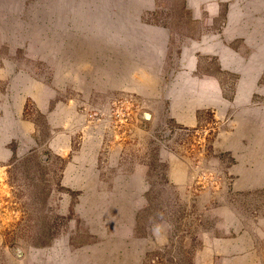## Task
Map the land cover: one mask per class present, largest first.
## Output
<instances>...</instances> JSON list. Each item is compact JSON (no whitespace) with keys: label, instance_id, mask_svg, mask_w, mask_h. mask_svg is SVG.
I'll list each match as a JSON object with an SVG mask.
<instances>
[{"label":"rangeland","instance_id":"1","mask_svg":"<svg viewBox=\"0 0 264 264\" xmlns=\"http://www.w3.org/2000/svg\"><path fill=\"white\" fill-rule=\"evenodd\" d=\"M211 79L219 108L175 123ZM207 237L264 264V0H0V264H197Z\"/></svg>","mask_w":264,"mask_h":264},{"label":"crops","instance_id":"2","mask_svg":"<svg viewBox=\"0 0 264 264\" xmlns=\"http://www.w3.org/2000/svg\"><path fill=\"white\" fill-rule=\"evenodd\" d=\"M197 87H199L197 89ZM195 88V92L192 95L191 102L185 103V107L183 110H185V113H179L176 110H173V113L171 115V118L175 121V123L186 126V127H195L197 125V113L199 111L203 110H217L220 106V99H221V85L218 81L211 79V80H205L202 81L198 86ZM195 96V101H194ZM225 102V100H223ZM229 105L231 104L230 101L226 102ZM235 105V101H234ZM218 114V113H216ZM259 131V130H257ZM241 138L239 141L243 142ZM245 141V139H244ZM94 150V149H93ZM94 152V151H93ZM99 154L98 152H94L93 155L90 157V167L87 168V171H84V176L82 178H76V180L79 182H84V188H90L93 191V198L99 199L100 191L102 188L103 183V177L101 175H95L94 168L97 166V156ZM85 156L83 154V158L77 159L75 158L73 161L75 163L83 162V165H86L85 163ZM116 163V161H115ZM118 165V164H116ZM184 164H174V167L179 169L180 176H176V170L174 168L173 170V177L172 180L179 182L187 179V168L183 166ZM119 167V166H118ZM117 167V168H118ZM176 168V169H177ZM67 173L69 172H75L79 173V170L76 169V165H70L68 168ZM100 174V173H99ZM110 181L118 184L121 182H131L134 183L133 187H128L127 189L130 191H135V195L138 198H142L146 193L149 191V182L148 177L143 176L142 174L138 173H131V174H121L117 173L114 176L110 177ZM74 183V179L70 178V176H65V180L63 181L62 185L63 187L68 188H75V185H72ZM93 183V184H91ZM135 184H139L138 187H136ZM92 185V186H91ZM119 190V188L117 189ZM106 212V211H105ZM135 225H132L131 227L128 226L127 232L130 235L135 234L134 233ZM137 234V233H136ZM140 239L139 241V252L140 257L146 256L148 253L147 250V241L144 239V237L147 236L146 232H143V235H137ZM143 238V239H142ZM236 243H240L239 240L235 239H223L218 240L216 238L207 237L206 243H204L203 251L197 256V264H242V260L236 259L231 257L232 254H234V246ZM86 245H90L91 243H86ZM96 246V244H92V246ZM229 248H232L231 250ZM206 255V256H205ZM205 256V257H204Z\"/></svg>","mask_w":264,"mask_h":264},{"label":"water","instance_id":"3","mask_svg":"<svg viewBox=\"0 0 264 264\" xmlns=\"http://www.w3.org/2000/svg\"><path fill=\"white\" fill-rule=\"evenodd\" d=\"M141 118L144 121H149L151 119V114L148 113V112H143L142 115H141ZM167 136H168V133H166V137ZM12 252L17 258H20L22 256V251L20 249H18V248L12 249Z\"/></svg>","mask_w":264,"mask_h":264}]
</instances>
